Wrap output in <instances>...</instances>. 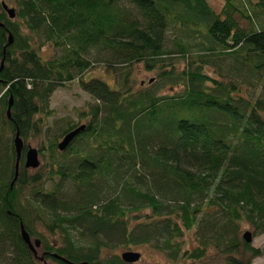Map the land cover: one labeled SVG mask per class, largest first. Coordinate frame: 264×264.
I'll return each mask as SVG.
<instances>
[{"label":"trees","instance_id":"16d2710c","mask_svg":"<svg viewBox=\"0 0 264 264\" xmlns=\"http://www.w3.org/2000/svg\"><path fill=\"white\" fill-rule=\"evenodd\" d=\"M12 2L16 17L0 16V264H126L106 252L142 244L173 262L210 250L225 264L263 256L240 234L242 224L264 234V94L243 93L245 83L264 81V0H224L220 12L207 0ZM170 29L176 50L167 48ZM48 44L59 54L44 57ZM92 49L125 65V73L106 65L113 85L85 78ZM212 58L231 59L218 79L206 71ZM140 64L157 77L134 90L130 71ZM74 81L95 103L76 111L79 123L58 124L37 149L39 168H25L23 146L12 187L17 134L23 142L50 135L51 96ZM25 188L31 213L21 210ZM35 218L52 239L37 238ZM21 225L40 242L36 255ZM192 231L199 245L186 249Z\"/></svg>","mask_w":264,"mask_h":264},{"label":"rangeland","instance_id":"374dc122","mask_svg":"<svg viewBox=\"0 0 264 264\" xmlns=\"http://www.w3.org/2000/svg\"><path fill=\"white\" fill-rule=\"evenodd\" d=\"M5 1L7 4L10 5V7H14L15 3L12 2V0H0V2ZM209 5H211L216 11L220 12L225 4L224 0H207ZM237 21L239 25L244 29H249L250 24L246 22L244 19L237 18ZM24 32H27V29L24 28ZM178 36L176 33L173 32V29H170L167 33V48L171 50H176L174 41ZM189 42V39H187ZM200 40H190L192 44H197ZM186 42V41H185ZM60 49H56L52 47L51 44H48L43 49V55L44 57H52L54 55L59 54ZM199 49H194L193 54H197ZM90 60L95 65L93 68H91L90 71L86 72L85 78L89 79L92 77L101 78L107 81L109 84L113 85V76H109L105 71L107 70L106 65H110V63L114 62L112 67H116L117 69L121 70L122 72H126V67L124 64H119V62H115L114 60H110V57H108L107 53L103 50L99 51L97 49H92L90 52ZM112 61V62H111ZM213 62H211V66L207 68V73L210 74V76L218 79V75L220 72L223 74H226V71L229 69L231 64V59L227 58H212ZM183 65L181 64L178 68L181 70L183 69ZM131 77L129 76L128 83L132 84L133 89H138L140 85L145 84L146 82L153 81L157 77V72H148L144 69V66L142 64L135 65L131 69ZM117 79L115 81L120 82L122 78H120V74L117 75ZM224 81H228V79L224 78ZM244 95L247 91V94L251 99H256L264 94V81H256L254 80L251 85H248L247 83L244 84ZM180 88H178L179 90ZM177 90V91H178ZM171 88H169L168 85H166L160 92L163 94L170 93ZM0 96H1V89H0ZM95 103L92 98L83 91L81 86L79 85L78 81L71 82L70 84L62 85L60 86L51 96L50 99V108L54 111L51 117L49 118V124L48 128L51 134H47V136L41 135V137L37 138H31L28 140V142H23V145L27 147H32L35 149H39L42 144L47 145L50 141L54 140L56 138V130L58 128V124L62 123V121H74L75 123H79V119L76 115V111L88 109L89 105H93ZM0 114H1V108H0ZM264 118V114L262 115ZM86 121H83L82 124H85ZM49 135V136H48ZM39 161L41 162V165L44 163L43 158L39 157ZM33 191L31 188H25L22 192V200L21 205L23 206L21 210L25 209L27 212L31 213L30 211V205L28 204V199L32 198ZM34 214V212H33ZM135 223V222H134ZM33 226V232H36L40 234L41 236H37V238H49L52 239V237L48 234L47 231H45L44 227L40 224L39 221L35 218L32 222ZM241 234L240 237L243 238V235L245 233L251 232L253 233L254 229L249 224H242L241 225ZM196 231L187 232L185 234V237L183 239L184 241V248H196L199 244L196 240ZM254 240L252 241V246L258 249H262L264 251V234L259 236H253ZM244 239V238H243ZM126 252H135L141 254V259L137 262V264H225V260L223 259V255L219 254L218 252L214 250H210L208 252V255L205 259H202L200 261H183L179 260V262H173L172 258L174 257L173 254L170 253H161L154 249H151L148 245L142 244L139 246H121L116 249H112L109 252H106L109 259L118 257L122 258L123 253ZM4 264V263H3ZM45 264H55L51 260H47ZM252 264H264V255L260 258H257L253 261Z\"/></svg>","mask_w":264,"mask_h":264},{"label":"water","instance_id":"95a60500","mask_svg":"<svg viewBox=\"0 0 264 264\" xmlns=\"http://www.w3.org/2000/svg\"><path fill=\"white\" fill-rule=\"evenodd\" d=\"M5 12L6 14L9 15L10 19H14L16 17L15 14V10L10 9L8 4L3 1L0 2V16L1 13ZM0 27H4V25H2V23L0 22ZM13 41V37L10 36L9 39V45L12 44ZM3 70V64L1 66V70ZM10 104L8 107V117H11V107L13 105V99L10 98ZM84 128H79L75 131H73L72 133L66 135L63 139V142L59 145V150L63 151L65 150L74 140V138L81 132L83 131ZM15 148H16V152L18 153V157H17V164H16V177L15 179L12 181V187L14 186V183L16 182V180L19 177V168H20V159H21V154H22V149H23V141L21 140V138L19 137V134H17L15 140ZM25 168L28 170H32V169H37L40 167L41 162L39 161V151L35 148L29 147V149L27 150V153L25 155ZM21 227V237L23 239V242L28 246V248H30V250L33 252L34 255H36L38 249L40 248V242L38 240L33 241L28 233V231L26 230L25 227H23V225L20 226ZM243 238L245 240V242L247 244H251L252 241L254 240L252 233L248 232L245 233L243 235ZM141 259V254L139 253H135V252H126L123 253L121 260H123L124 263L126 264H133V263H137L139 260ZM41 260H43V258H41Z\"/></svg>","mask_w":264,"mask_h":264}]
</instances>
